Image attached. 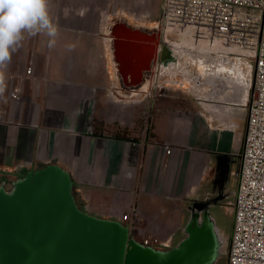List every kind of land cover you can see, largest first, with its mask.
Wrapping results in <instances>:
<instances>
[{
    "label": "crops",
    "instance_id": "1",
    "mask_svg": "<svg viewBox=\"0 0 264 264\" xmlns=\"http://www.w3.org/2000/svg\"><path fill=\"white\" fill-rule=\"evenodd\" d=\"M104 2L50 0L60 29L55 45L49 48L43 34L26 36L13 55L0 99L10 98L14 86L22 99L19 106L0 105V179L57 164L69 173L83 210L123 222L141 244L174 248L193 201L216 196L220 180L235 196L252 82L226 101L168 83L142 108L149 122L137 139L95 134L99 98L111 109L120 104L112 112L128 109L109 86Z\"/></svg>",
    "mask_w": 264,
    "mask_h": 264
},
{
    "label": "water",
    "instance_id": "2",
    "mask_svg": "<svg viewBox=\"0 0 264 264\" xmlns=\"http://www.w3.org/2000/svg\"><path fill=\"white\" fill-rule=\"evenodd\" d=\"M105 33L123 97L137 95L148 85L173 83L170 77L177 75L190 94L201 93L211 101L232 99L237 88L251 87L250 60L227 59L235 66L225 68L224 82L216 87L215 79L204 74L203 63L190 57L181 61L182 54L161 41L158 25L113 17ZM242 63L246 74L236 68ZM166 75L170 79H163ZM229 193L220 180L216 196L193 201L183 239L174 248L161 249L137 242L123 222L83 210L69 173L57 164L26 171L7 184L1 178L0 264H218L227 255L230 234L218 225L211 207Z\"/></svg>",
    "mask_w": 264,
    "mask_h": 264
},
{
    "label": "built area",
    "instance_id": "3",
    "mask_svg": "<svg viewBox=\"0 0 264 264\" xmlns=\"http://www.w3.org/2000/svg\"><path fill=\"white\" fill-rule=\"evenodd\" d=\"M161 25L166 45L201 36L214 51L252 63L226 264H264V0H163ZM20 96L14 86L10 98L15 102Z\"/></svg>",
    "mask_w": 264,
    "mask_h": 264
},
{
    "label": "rangeland",
    "instance_id": "4",
    "mask_svg": "<svg viewBox=\"0 0 264 264\" xmlns=\"http://www.w3.org/2000/svg\"><path fill=\"white\" fill-rule=\"evenodd\" d=\"M105 4V5H104ZM103 4V8H107L106 10V17L103 18L102 30L106 27V24L112 20L113 17H124L127 18L129 21L144 26H151L157 27L160 30V34L162 32V25H161V11L163 7V0H105ZM101 6V5H100ZM102 9V8H101ZM103 40V50L106 57L107 62V74H112L109 76V86H111V92L115 95H120L118 84L116 81V77L114 74V70L112 67L111 58L109 55L108 45L106 41V36H101ZM180 44H176L175 46H170L175 50H181L184 54H208L212 57H222L223 59H235L234 56H225L224 53L220 51H214L215 49L208 45L207 39L197 36L195 38L185 37L182 38V41H178ZM188 44L191 46V49L180 48L179 46ZM179 52V51H178ZM180 60H184L186 57L181 56L179 57ZM172 78V79H170ZM168 77L167 75L163 77V79H170L174 81L172 83L173 87H169L171 90H178L184 93L183 90L186 89L185 81L182 79L181 75ZM175 78V79H174ZM176 80V81H175ZM162 83L156 87H150L149 85L142 89L140 95H134L132 97H120L118 101H123V107L128 108L124 109L123 113L119 110L112 109H119V105H112V109L110 108V104H106L105 98H99L96 104V115L95 119L97 121V128H101L102 132H106L107 134L112 135H123L125 134L128 136L129 139H137L144 130L145 124H148L147 116H143L141 114L142 108L148 107L151 105V102L159 96L158 93L168 90L167 86ZM177 86V87H176ZM188 91V89L186 90ZM103 90L97 88V94L102 96ZM189 92V91H188ZM104 95V94H103ZM145 95V97H144ZM149 95V96H148ZM148 96V97H147ZM22 99V95L17 102V105H20ZM113 100H116L115 98ZM13 103V100L9 97H5L0 99V105L2 107H7L9 104ZM137 113L139 114L137 116ZM122 117V122L118 121L119 117ZM147 120V122L145 121ZM94 123V122H93ZM94 130V129H92ZM14 178L7 179L8 181L13 180ZM10 185H7L9 187ZM215 196V195H214ZM233 193H229L227 196L223 197L220 201L216 202L212 205L211 210L215 215L216 221L218 225L225 231L226 235L230 234L232 228V204H233ZM218 264H226V257L221 258Z\"/></svg>",
    "mask_w": 264,
    "mask_h": 264
},
{
    "label": "clouds",
    "instance_id": "5",
    "mask_svg": "<svg viewBox=\"0 0 264 264\" xmlns=\"http://www.w3.org/2000/svg\"><path fill=\"white\" fill-rule=\"evenodd\" d=\"M59 31L50 15V0H0V96L7 88L6 71L26 36L43 34L52 48Z\"/></svg>",
    "mask_w": 264,
    "mask_h": 264
},
{
    "label": "bare ground",
    "instance_id": "6",
    "mask_svg": "<svg viewBox=\"0 0 264 264\" xmlns=\"http://www.w3.org/2000/svg\"><path fill=\"white\" fill-rule=\"evenodd\" d=\"M178 51L180 54H182V56L186 57L185 59H189L188 57H190L192 60H196V61L198 60L201 63H203L204 67H205L204 74L206 76H210L211 78L215 79L214 85H216V87H217V85H218L217 83L219 81V88L222 85V83L224 82L223 80H224L225 76H223V74L225 75L227 73L225 68H227V66H228V67H231V69H233V67L235 66V61L227 63V59H223L222 57H215L214 58L212 56H209L208 54L204 55V54H195V53L186 55L183 53V51H181V50H178ZM236 68L237 69L241 68L244 74L248 73V69L246 68L244 63H242L240 66H236ZM190 77H191V75H190ZM185 78L188 79V77H185ZM204 79H209V77H206Z\"/></svg>",
    "mask_w": 264,
    "mask_h": 264
},
{
    "label": "trees",
    "instance_id": "7",
    "mask_svg": "<svg viewBox=\"0 0 264 264\" xmlns=\"http://www.w3.org/2000/svg\"><path fill=\"white\" fill-rule=\"evenodd\" d=\"M96 126H97V121H96V119H95V120H94V123H93V125H92V129H94L93 132H94L95 134H102L103 132H102L101 128L99 129V128H97ZM116 136H118V137H120V138H123V139H129L128 136H126L125 134H123V135L118 134V135H116Z\"/></svg>",
    "mask_w": 264,
    "mask_h": 264
},
{
    "label": "flooded vegetation",
    "instance_id": "8",
    "mask_svg": "<svg viewBox=\"0 0 264 264\" xmlns=\"http://www.w3.org/2000/svg\"><path fill=\"white\" fill-rule=\"evenodd\" d=\"M160 36H161V34H160ZM5 182H6V184L8 183V180H7V178H5ZM219 192V191H218Z\"/></svg>",
    "mask_w": 264,
    "mask_h": 264
}]
</instances>
